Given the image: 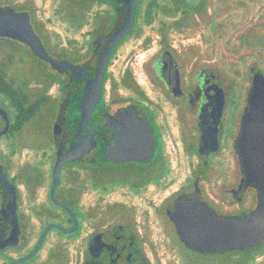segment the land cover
I'll use <instances>...</instances> for the list:
<instances>
[{
  "label": "flooded vegetation",
  "instance_id": "af4514ba",
  "mask_svg": "<svg viewBox=\"0 0 264 264\" xmlns=\"http://www.w3.org/2000/svg\"><path fill=\"white\" fill-rule=\"evenodd\" d=\"M64 1L56 14L70 22L65 41L63 29L49 26L30 0H0V106L9 119L0 139L33 119L51 87L59 97L50 175L37 157L19 166L12 157L0 159L16 190L14 215H5L0 188V223H7L0 264L15 260L8 249L30 237L23 222L50 219L34 246L47 225L74 226L70 212L51 199L56 150L74 136L85 151L61 167L54 194L73 212L75 230L49 229L39 249L53 230L62 236L38 264H161L145 244L158 238L161 223L182 244L172 221L177 202L192 213L202 206L230 217L264 203V182L247 179L241 153L254 74L264 77V0H137L124 32L125 2L71 0L65 15ZM35 49L71 67H54ZM101 64L99 97L81 121L84 89ZM239 65H246L243 73ZM8 96L35 113L17 131ZM4 125L0 114V130Z\"/></svg>",
  "mask_w": 264,
  "mask_h": 264
},
{
  "label": "water",
  "instance_id": "95a60500",
  "mask_svg": "<svg viewBox=\"0 0 264 264\" xmlns=\"http://www.w3.org/2000/svg\"><path fill=\"white\" fill-rule=\"evenodd\" d=\"M118 1L125 2L128 6L127 21L120 30L124 32L132 24L137 0ZM36 52L40 57L48 59L54 67L59 65L71 67V64L68 62L57 63V61L42 51L36 50ZM99 66L100 73L93 80L89 81L84 89V98L81 104V121L88 120L91 109L101 91L104 65L101 64ZM0 114L5 121L3 129L0 130L1 137L8 130L9 119L1 106ZM149 135L152 138L150 129ZM241 146L242 162L247 179L257 183L264 182V77L260 72L254 74L253 84L249 92L248 105L243 117ZM84 147L85 144L78 141L76 136L70 141L66 149H63L62 145L59 144L52 168L51 199L70 212L75 222L74 226L72 228H64L56 224L47 225L41 232L34 248L27 255L13 260L10 264L25 262L35 255L49 229L56 228L66 233L75 230L76 220L73 212L69 207L56 200L54 192L58 183L61 167L85 151ZM0 188L6 192L8 200L6 209L4 211L1 210V212H4L5 215L9 213L14 215L16 208V190L9 181L1 163ZM193 211L194 213L184 203L177 202L176 211L172 217L180 241L184 247L191 251L199 254H222L264 245V203H260L254 211L239 217L217 215L202 206L193 209ZM6 228L7 223L4 225L0 223V240Z\"/></svg>",
  "mask_w": 264,
  "mask_h": 264
},
{
  "label": "rangeland",
  "instance_id": "374dc122",
  "mask_svg": "<svg viewBox=\"0 0 264 264\" xmlns=\"http://www.w3.org/2000/svg\"><path fill=\"white\" fill-rule=\"evenodd\" d=\"M24 0H15L17 3H21ZM31 5L36 9V14L41 17H47L50 21H47V24L54 29H63V41L69 36L67 32L70 28V22L63 19L61 20L59 14H56V9L58 4L61 3V0H30ZM71 0H65L63 2V7L65 8V15L69 14ZM260 62V61H259ZM260 66L264 68V61L260 63ZM240 69V72H244L246 65L237 66ZM224 68L228 71L230 66L225 65ZM246 84L247 82L244 81ZM243 82V83H244ZM244 83V84H245ZM55 87H51L44 94L46 97V102L44 101L41 105L39 112L30 120L18 133H14L13 137L9 134L8 136L0 139V159L4 163V160L7 162L12 157L13 162L16 166L22 164L25 159L29 157H37L38 164L43 167V170L50 175L51 169V157L56 149V139L54 136L53 128H50L52 119L55 117V114L59 108V97H55L54 91ZM54 131V132H53ZM33 133L35 136L28 138L27 136ZM37 145H40L37 149H31ZM26 146V147H24ZM31 149V150H30ZM36 151V153H35ZM41 153L44 155L47 154V160L44 161L43 157H39ZM33 154L35 156H33ZM50 154V156H49ZM49 158V159H48ZM51 159V160H50ZM36 163V162H35ZM69 166L64 168L65 173L66 169ZM127 171V170H126ZM122 175V172L119 173ZM48 176V175H47ZM45 184H43L44 186ZM23 189V188H22ZM24 191V190H23ZM44 189L41 188L38 191L37 201L43 199ZM50 220L48 217L44 221H37L34 224H27L23 222L22 231H26L27 234L24 236L25 240H21L18 247H10L8 249L9 255L13 259H18L25 256L34 246L35 240L38 238L42 226ZM33 236L32 235V229ZM171 229L168 228L165 224L161 223L159 225V236L157 239L146 242V247L150 250H153L155 256L161 259V264H247L244 261L246 256L244 253L239 251H231L222 254H199L188 250L186 247L182 246L178 239L175 236L169 235ZM163 233V234H162ZM62 234L58 231L53 230L50 237H48L39 251L36 253V256L30 258L29 260L22 262L20 264H38L40 258H47L50 254V248L52 243L57 239H61ZM29 237V238H28ZM23 238V239H24ZM68 244L69 251L72 252L73 245L72 242L64 240ZM250 264H264V254L256 255L253 262Z\"/></svg>",
  "mask_w": 264,
  "mask_h": 264
},
{
  "label": "trees",
  "instance_id": "16d2710c",
  "mask_svg": "<svg viewBox=\"0 0 264 264\" xmlns=\"http://www.w3.org/2000/svg\"><path fill=\"white\" fill-rule=\"evenodd\" d=\"M8 100V103L13 107V114H14V124L12 126V131H17L21 128L22 125H24L27 120L32 118L35 113L32 111H24L20 108V106L23 104L22 100H20L17 97L8 96L6 97ZM38 105V103H36ZM245 254L246 260L244 261L247 264H250L253 262L256 255H262L264 254V245L257 246L253 248H249L247 250L239 251Z\"/></svg>",
  "mask_w": 264,
  "mask_h": 264
}]
</instances>
